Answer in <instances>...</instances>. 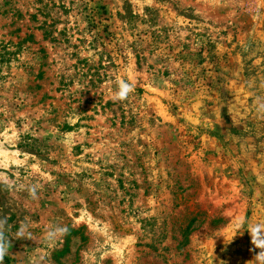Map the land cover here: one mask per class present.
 Returning a JSON list of instances; mask_svg holds the SVG:
<instances>
[{"label":"rangeland","instance_id":"obj_1","mask_svg":"<svg viewBox=\"0 0 264 264\" xmlns=\"http://www.w3.org/2000/svg\"><path fill=\"white\" fill-rule=\"evenodd\" d=\"M0 219L3 264H256L264 0H0Z\"/></svg>","mask_w":264,"mask_h":264},{"label":"clouds","instance_id":"obj_2","mask_svg":"<svg viewBox=\"0 0 264 264\" xmlns=\"http://www.w3.org/2000/svg\"><path fill=\"white\" fill-rule=\"evenodd\" d=\"M135 84L128 80H119L113 95L116 101H125L134 93ZM29 194L33 199L38 198L39 185H33L29 189ZM252 237L253 245L261 249L256 255V264H264V225L257 223L248 228ZM7 222L0 219V264H3L4 258L9 254L12 247L11 240L31 239V225L27 222H21L14 236H8ZM68 232V228L61 224L49 223L43 232V240L46 245L55 246Z\"/></svg>","mask_w":264,"mask_h":264}]
</instances>
